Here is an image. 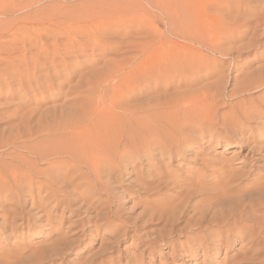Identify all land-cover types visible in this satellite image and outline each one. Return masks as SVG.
Returning a JSON list of instances; mask_svg holds the SVG:
<instances>
[{"label":"rangeland","instance_id":"1","mask_svg":"<svg viewBox=\"0 0 264 264\" xmlns=\"http://www.w3.org/2000/svg\"><path fill=\"white\" fill-rule=\"evenodd\" d=\"M263 7L264 0H237V2L231 0H0V182L9 180L16 175L17 171H25L22 164L25 161L35 164L33 168L36 171L47 167V162L50 161L64 162L66 156L64 157L60 149L58 150L59 138L40 132L48 124L45 121H51L49 122L51 125L56 124L52 122L53 120L66 122L68 118L79 122L78 120L84 117L86 111V107H83L86 101L85 96L100 98L98 96L102 93V98L106 99L110 94L108 88L114 85L119 77V68L126 67L127 70L130 65L142 63V61H145L149 67V77L140 82L139 91L137 90L138 98L130 96L125 105L145 104L152 97L155 101H164L180 96L187 99L194 94L190 97L200 99L206 93V96H210L207 102L217 106L216 111L219 116L217 121H221V116H228L238 101L244 100L246 106L258 103L255 111L263 113L259 116L252 115L250 122L253 126L246 130L244 135H254L251 141L258 149L259 153L256 156L263 154L264 108L260 100L263 99L264 88L259 92L251 91L241 98L229 96L230 91L244 77L253 74L256 77L257 75L262 77L264 74ZM95 23L101 29L96 27ZM247 23L249 24L247 28H250L244 33ZM38 26L39 29L36 28ZM44 27L46 28L43 29ZM52 28H54L53 31ZM25 29L27 32H24ZM36 29L40 34H36ZM103 29L107 31L104 32ZM60 31H62L61 35ZM78 31L84 33L77 35L78 38L81 40L85 38L82 41L88 40V44L93 42L89 35L95 33L92 36L97 39L98 45L94 46L96 50L94 47H90L91 49L87 47L89 50L87 53L88 50L83 54H72L77 56L73 59L81 64L78 65L79 70H74L73 74L75 72L76 74H72L73 80L70 79L71 81L68 80L64 84L62 82L65 81V76L61 75L57 80L55 78L51 80L52 86L46 85L43 89L35 88L36 90L26 83V79L20 81L19 75L30 70L32 52L39 47L30 49L28 43L23 42V37H43L45 44L43 48H40L41 50L38 49L35 52L34 55H36L42 50L47 52L46 46L49 42L52 43L53 39L56 38V42L59 43L60 40L65 39L66 33L76 34ZM21 34L23 37L20 36ZM56 35L62 36V39ZM51 37L55 38L51 39ZM22 45H25L28 50L27 48L24 50ZM136 48L138 50H135ZM49 52L51 53L50 50ZM8 54L12 56L10 61H7ZM2 57H4L3 60ZM81 59L84 61H80ZM58 66V70H61L62 66ZM111 79L115 82H111ZM100 85L105 88L102 90L104 93L100 91ZM156 113H154L153 121L157 125L150 132L153 137L149 142L150 147L163 142L171 134L165 131V127L161 124L163 122L161 112ZM190 117H193L192 113ZM196 117L199 118V115ZM186 133L195 142L181 155L168 157L161 154L159 149L152 152L147 148L138 158L126 156L119 167L117 162V166H113L116 170L113 169L112 172L109 170L110 173L102 169L104 172H101V179L102 176L104 179L109 178L104 180V187L106 186L108 190H105L103 186L95 188L97 191H94L95 196L92 193L89 198L95 208L91 204L88 205V201L84 205L77 202L76 206L72 207L73 212L70 213L63 211L62 206H53L51 200H46L42 212L38 213L41 215L38 219L24 220L20 229L18 228L14 234L9 229L0 232V264H235V262H238L236 264H253L254 261L264 264V239H262L264 229H256L260 241L252 247L248 236L243 240L235 239L231 245L225 241H219L215 245V241L213 242L215 236L211 235L208 241L211 242L212 247L209 244L204 247L205 251H202L197 249V242L202 235L200 228H184L183 222L179 223L177 219L170 226L171 212L175 211L176 204L182 200L184 191L171 186H163L160 190L154 188L156 183L150 182L156 175L164 174L170 177L167 182H175L178 187L183 182V178L194 179L198 174L204 173L205 167H207L206 172L209 173L207 170H215L225 165L235 170V183L242 181L240 193L248 192L261 183L264 184V160L256 162V168L252 170L251 163L254 160L249 158L251 153L248 154L249 149L244 144L229 141L226 145V141L222 138L205 142L209 139L208 136L201 138L197 130ZM37 134L42 136L39 135V137ZM182 134L180 135L184 136ZM177 138H179L178 135ZM31 146H34V149H31ZM42 147L46 150L42 151ZM27 148L30 152H27ZM39 148L40 151H38ZM53 151H59L61 154H52ZM35 155L38 157H34ZM112 157L113 155L108 161L114 158ZM201 159H206V164ZM204 164L205 166L201 168ZM105 171L108 173L102 174ZM35 180L42 181L43 177L36 174ZM140 181L144 182V186H139ZM209 186L210 184H207V187ZM26 189H21L20 203L13 204L12 200H7L2 209L8 210L15 205H20L21 212L35 213L36 210L32 208L33 206L31 207V199ZM104 190L109 193H105ZM261 190L264 191V186ZM177 193L179 194L176 195ZM205 197L206 195L192 196L190 203L194 207L202 205L207 201ZM9 220L4 222L0 217V225L2 222L8 223ZM19 221L22 222V220ZM60 238L65 240L57 242ZM54 242L56 243L53 246ZM184 250L191 254L189 258L182 256L181 251ZM252 259L254 261H251Z\"/></svg>","mask_w":264,"mask_h":264},{"label":"bare ground","instance_id":"2","mask_svg":"<svg viewBox=\"0 0 264 264\" xmlns=\"http://www.w3.org/2000/svg\"><path fill=\"white\" fill-rule=\"evenodd\" d=\"M231 1L237 2V0H231ZM253 1H257V0H253ZM251 3H255V2H251ZM249 9L250 8H248V10ZM252 9H253V7H252ZM262 10H264V9H262ZM88 20L89 19H87V21ZM84 22H81V23H84ZM88 22H90V21H88ZM97 23H98V21H97ZM90 24H91V22H90ZM63 26H64V24H63ZM72 26H73V24H71V27ZM82 26H84V25L82 24ZM88 26L90 28L89 24H88ZM248 26H249L248 23L245 24L244 33L247 32L248 29L250 28V27L247 28ZM41 27H43V26H41ZM93 27H95V26H93ZM96 27H99L101 29V27L99 25H97ZM96 27L94 29H96ZM30 28L33 30L32 27H30ZM36 28L39 29V26ZM45 28L46 27H44L43 29H45ZM99 28H97V30H99ZM253 28H255V27L253 26ZM253 28H251V29H253ZM43 29H41V30H43ZM53 29L54 28H52L51 30L53 31ZM104 29H103V31L106 32L107 30L105 31ZM72 30H74V29H72ZM78 30H79V28H78ZM28 31H29V29H28ZM36 31H37L36 34H38V33L40 34V32L37 29H36ZM54 31H56V30H54ZM90 31H92V30H90ZM24 32H27L26 29L24 30ZM33 32H34V30H33ZM58 32H59V30H58ZM61 32L62 31H60V35L62 34ZM92 32L96 33L98 31H92ZM254 32H255V30H254ZM95 33H92V35ZM110 33H112V32L110 31ZM36 34L34 33V35H36ZM81 34L82 35L84 34L83 31H82V33H81V31H78V32H76V34H71V32H68V33H66L65 39L63 38L64 40H60L59 43L56 42V38H55L56 36H59V35H56L55 37H51V39H53V38H55V39L52 40V43L49 42V44L51 43L50 45L48 44L49 46L48 45L46 46L47 52L45 50H42V51L38 52L36 55H34L35 52L38 49L43 48V46L45 44V42H43L44 39L42 40L43 37L42 38H39V37L36 38V36H35L33 38L29 35L30 37L24 38L23 35L21 34L20 36L23 37V39H22V40H24L23 42H25V43L27 42L29 47H31L30 49H32V47H38V46L39 47L37 49L34 48L36 50L35 51L33 50L34 52H32L33 57H32L31 62L29 64V65H31L30 70H28L22 74L19 73L20 74L19 75L20 81H22L23 79H26L27 80L26 83H28L29 86L34 87V89L35 88L43 89L44 86H46V85L52 86L51 80H53V78H55L57 80L59 78V76H61V75L65 76V77L63 76L65 81L62 83L65 84L68 82V80L71 81L70 79H72L71 76H72L74 70H76L78 68V65L79 66L81 65L80 63H78V61H76V59L75 60L73 59L74 57L77 58V56H75V55L73 56L72 54H76V55L77 54H83L86 50H88L87 47L93 48L94 46L98 45V41H97V39L94 38V36L89 35L92 37L93 40H91V41H93V42H92V44H88L89 43L87 40L88 38L86 39L87 40L86 42L82 41L85 38H82V40L80 38H78L77 35H81ZM42 35H44V33ZM52 35L54 36L53 33H52ZM109 35H111V34H109ZM25 36H28V35H25ZM97 36H95V37L98 38ZM253 36H255V34H253ZM61 37H60V39H62ZM86 37H88V35ZM18 39H16V40H18ZM89 39H90V37H89ZM19 40H21V38ZM102 42H103V39H102ZM253 42H254V39H253ZM18 44H19V42H18ZM250 44H252V42ZM250 44H248V45H250ZM14 45H16V44H14ZM212 45H213V43H212ZM99 46H100V44H99ZM22 47L24 48V50L27 48L25 45H22ZM103 47H105V46H103ZM23 48H20V49H23ZM109 48H111V47H109ZM137 48H138V46H137ZM137 48L135 50H138ZM30 49H29V52L31 51ZM48 49L51 51V53L49 52ZM99 49H101V48H99ZM112 49H113V47H112ZM26 50H28V48ZM94 50H96L95 47H94ZM143 50H145V49H143ZM112 51H114V50H112ZM87 52H89V50L86 51V53ZM105 52H107V51H105ZM17 53H18L17 57H19V52H17ZM91 53H92V50H91ZM99 53H100V51H99ZM138 53H140V52H138ZM10 54L12 55V53H10ZM140 54H142V53H140ZM23 55H24V53H23ZM71 55L73 57H71ZM86 55H88V54H86ZM99 55H101V54H99ZM7 56H9V54ZM10 56H9V60H7V61H10V58L12 57V56L11 57ZM20 56H22V55H20ZM4 57H5V55H4ZM4 57H2V60ZM13 57H14V54H13ZM129 57H130V55H129ZM29 58H30V56H29ZM100 59H102V58H100ZM134 60H137V59L134 58ZM142 60H148V59H142ZM80 61H84V60L81 59ZM139 61H141L140 58H139ZM2 62H4V61H2ZM120 64H121V62H120ZM10 65H11V63H10ZM58 65L62 66V68L60 67L61 70H58L59 69ZM125 68L124 67L119 68V71H118L119 77H118V79L116 78L117 79L116 82L113 79H111V82L113 81V83L115 82V84L113 85L110 82V84H112L108 88L110 94L108 95V97L106 99L102 98V93H100L98 96L100 98L96 97L97 99L91 98L89 96H87V97L85 96L86 101L83 103V107L84 106L86 107V111L84 112V117L81 118L80 120H78L79 122L71 121V119H69V118L66 122L65 121L55 122L52 119L53 120L52 122H54L56 124L53 123L54 125H51L49 123L51 121H49V122H48V120L45 121L48 124H46L45 129L41 130L40 132L41 133L46 132L47 135H51L54 138H59L60 144L58 145V147H59L58 150L60 149L59 151L62 152L63 156L64 155L66 156V157L64 156L66 159L64 162H53V161L47 162L48 163L47 167L43 168L40 171H36V169L33 168V166L35 164L33 165V163H31V162L25 161L22 163L24 165L25 171L24 170L17 171L16 175H13L9 180H6L5 179L6 177L3 178L5 180L3 182H0V212H1L0 217L4 220V222H7L8 219H10V220L8 221V223H3V222L1 223L0 232H4V231L9 229L10 232L12 234H14V233H16L18 228L20 229L24 220L29 221L30 219H38L41 216L38 213L42 212L43 208L45 207L44 202L46 200L47 201L51 200L50 202L53 203V206H62L63 211L66 210L70 213L73 212L72 207L76 206L75 204L77 202H78V204L84 205V204H86V201H88L87 204L88 205L91 204L93 206V202H90L89 198H91L90 197L91 194L94 193V191H96L95 188L97 186L98 187H100V186L104 187V180H106V178H107L105 176L106 178L104 179V177L102 176L103 180L101 179V172H104V171H102V169L107 170L108 172L110 170V172H112V171L116 170L113 166H117L116 165L117 162H118L117 167H119L120 162H122L126 156H131V158H132V156H134V158L135 157L138 158L141 154L143 155L145 153L147 148H149V151H152V152L156 151V149H159V152L161 154H165L168 157H171L172 155H175V156L181 155V154L185 153L186 149L188 150L190 148V146H192V144H194V142H195L193 138L188 137L186 135L187 134L186 132L191 131V130H197L199 135H201V138H203L204 136L207 135L209 139L205 142H210L213 139L219 140L222 138L226 141V143H225L226 145L229 143V141H236L238 143L244 144L249 149L248 154L251 153L250 154L251 156L249 158L251 160H254V162L251 163L252 170H254L256 168L255 167L256 162H258L261 159L264 160V153L259 154V156H256V154L259 152H258V149H256V146L253 145V142L251 141L255 136L252 134H250L248 136L244 135L245 134L244 132L246 130L252 128L251 126H253L252 123L250 122V118L253 117L252 115L254 114L256 116H259L261 113H263L260 111H255L257 109L255 107L257 106L258 103L255 104L253 102L255 105L246 106L245 105L246 103H244L245 102L244 100L238 101L237 103H235V107L233 108V111L228 116H224V115L221 116V118H220L221 121H217V117H219V116H217V111H216L217 106H215L214 104L208 103L209 101L207 102V100L209 99L210 96L209 97H208V95L206 96L205 95L206 93L204 95H202V98H200V99L190 97L191 95H194V94H191L190 96H188L189 98H187V99L184 96H182V97L180 96L177 98L175 97V99L164 100V101H155V99L151 96L153 99L150 98V101H148L147 99H144V100H147L148 103L139 104V105L135 104L132 106H129L130 105L129 104L127 106L125 104L129 100L130 96L131 97L136 96L138 98L137 93L139 91L138 88L141 85L140 82L148 79L149 67L145 64V61L144 62L142 61V63L137 62L136 64L130 65L127 70ZM26 69H27V67H26ZM93 69H95V68L93 67ZM98 69L100 70V68H98ZM77 70H79V69H77ZM75 74H76V72H75ZM75 74H73V75H75ZM82 74H83V72H82ZM260 74H263V73L260 72ZM79 75H80V73H79ZM79 75L77 74V76H79ZM88 75H90V73ZM93 75H95V74L93 73ZM103 76H104V74H103ZM75 78H77V77H75ZM85 78H87V77H85ZM78 79L80 80L79 77H78ZM105 80H106V78H105ZM96 81H98V80L96 79ZM87 83H91V82H87ZM104 84H106V83L104 82ZM85 86H86V84H85ZM204 88H205V86H204ZM263 88H264V74L262 77L261 76L258 77V75L256 77V76H254V74L248 75L238 82V84L230 91L229 96L241 98L244 95L246 96V94L248 95V93H250L251 91L252 92L258 91L259 92ZM104 89L105 88L103 86H101L100 91H102ZM140 90H141V88H140ZM217 90H218V88H217ZM197 92H199V91H197ZM64 93H65V91H64ZM90 93H92V92L90 91ZM140 93L141 92H139V94ZM92 94H94V93H92ZM142 94H144V92ZM75 95H73V96H75ZM186 95L187 94H185V96ZM66 97H68V96L66 95ZM262 97H263V99H261L262 102L260 100V103H262L261 106H262V108H264V93L262 94ZM146 98H148V97H146ZM69 99H71V98H69ZM40 100H42V99H40ZM64 100H66V99H64ZM139 100H140V97H139ZM64 106H67V105H64ZM60 108H62V107H60ZM154 109H158V110H154ZM159 109H161V111H159ZM156 112H161V114H162L161 117L163 118V122H161V124H163V126L165 127V131L167 130L171 134H169L170 137L165 139L163 142H158L157 145H153L152 147H150L149 142H151L152 138H153L150 135V132L153 129V127L155 128V126L157 125V123H155V121H153V117H155L154 113H156ZM191 113L193 114V117H190ZM197 115H199V118L196 117ZM76 117H79V116H76ZM154 120H156V119H154ZM252 122H253V120H252ZM33 127H35V126H33ZM205 128H206V130H205ZM34 131H35V129H34ZM183 131H186V132L184 133ZM182 132H183L184 136L180 135V134H182ZM39 135L42 136V134H39ZM39 135L37 134V136H39ZM177 135L179 138H177ZM33 138H34V136H33ZM47 139H49V138L47 137ZM47 139H45V140H47ZM25 140L26 139L24 138V141ZM52 140H53V138H52ZM54 140H56V139H54ZM17 141H18V139H17ZM50 142H51V140H50ZM57 143H59V142H57ZM50 145H51V143H50ZM18 146H20V145H18ZM35 146H37V145H35ZM28 147H30V146H28ZM31 147H32L31 149H34L33 148L34 146H31ZM38 147H39V145L37 146V148ZM35 150H36V148H35ZM43 150H46V148L43 149V147H42V151ZM48 150H51V149H48ZM38 151H40V148L38 149ZM59 151H55V152L53 151L52 154L53 153L54 154L59 153ZM27 152H30V150L28 149ZM38 153H40V152H38ZM48 153H50V152H48ZM44 154H45V152L43 153V155ZM60 154L61 153H59L58 155H60ZM112 155L114 158L112 157L113 159L111 161H108ZM34 157H36V155ZM43 160H41V161H43ZM55 160H57V159H55ZM62 160H64V159H62ZM62 160H60V161H62ZM201 160L204 163L207 162L206 159H201ZM205 164L202 165L201 168H203L205 166ZM11 166H13V164ZM14 167L15 166H13V168ZM206 168L207 167H205V169ZM205 169H204V173L198 174L194 179L183 178L184 179L183 182H181V184L178 187H176L175 182L168 183L167 181L170 179V177H168L164 174L156 175V176H154V179L151 180L150 183H156L154 188H157L159 190L162 189L163 186H165V187L171 186L174 189L184 191L183 196H182V200H180L178 202V204H176L175 211L171 212V217L169 218L170 226H172L174 221L177 219L179 221V223L183 222L184 228H192V227H195L196 229L200 228L202 231V235L200 236V240L197 242L198 243L197 249H201L202 251L203 250L205 251L204 247L208 246L211 243V242L209 243V241H208L209 240L208 238H210L211 235L215 236L214 240H213V242L215 241L214 242L215 245L219 241H225L227 244L231 245V243L234 242L235 239L243 240L247 236H248V240L250 241L251 247L253 245L258 244L260 241L259 240L260 238H259L258 233H256V229L257 230L264 229V191L261 190V188L263 189L264 184L261 183V185H258V186L256 185L254 188H252L248 192L240 193L239 189L241 188L242 181L241 182L238 181L237 183H235V180H234L235 170H232L225 165H221L215 170H213V169L207 170V171H209V173L206 172ZM107 173L105 171V173H102V174L106 175ZM36 174H40L43 177V180L42 181H36L35 180ZM108 175H110V174H108ZM107 180H109V178H107ZM255 183H257V182H255ZM106 184H107V181H106ZM139 184H140L139 186H144V182L140 181ZM207 184H210V186L207 187ZM103 187H101V188H103ZM22 188H27L26 190H27L28 195L30 196L31 203H32L31 207L33 206L32 208L34 210H36V212L32 213V214L30 212H28V213L21 212L22 210H20L21 209L20 205H15L12 209L8 208V210L7 209L3 210L2 208L4 205H6L7 200H12L13 204L20 203L21 192H22L21 189ZM182 188H184V190ZM104 189L108 190L106 186L104 187ZM99 190H100V188H99ZM105 190H104L105 193H109L108 191L106 192ZM95 193H94V196H95ZM178 194L179 193H177L176 195H178ZM181 194H182V192H181ZM195 195H198V196L199 195H206V197H205L207 200L206 203L194 207L190 203V199L192 196L194 197ZM107 197H109V196H107ZM94 200H95V197H94ZM102 204H104V203H102ZM84 209H85V207H84ZM3 212H4V214H2ZM26 214H28V215H26ZM184 217H186V218L182 219ZM19 220H22V222H20ZM262 239H264V238H262ZM62 240L64 241L65 239L60 238V240L58 239L57 242H59V241L61 242ZM55 243L56 242L52 243V245ZM177 246H179V245H177ZM210 246L212 247L211 244H210ZM181 248H182V245H181ZM52 250H54V249H52ZM52 252H54V251H52ZM189 252H190V250H189ZM181 254H182V256L187 257V258H189V256L191 255L188 252L186 253L185 250L183 252L181 251ZM246 257H248V256H246ZM249 259H251V257ZM259 260H260V258H259ZM238 261H240V260H238ZM251 261H254V259H252ZM236 263H238V262H235V264ZM253 264H261V262L254 261Z\"/></svg>","mask_w":264,"mask_h":264}]
</instances>
